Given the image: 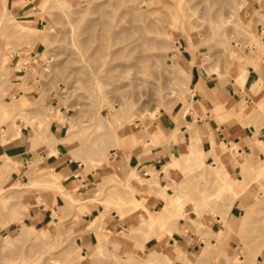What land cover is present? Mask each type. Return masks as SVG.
I'll return each mask as SVG.
<instances>
[{
	"label": "rangeland",
	"instance_id": "1",
	"mask_svg": "<svg viewBox=\"0 0 264 264\" xmlns=\"http://www.w3.org/2000/svg\"><path fill=\"white\" fill-rule=\"evenodd\" d=\"M140 1L19 0L13 5L17 9L6 6V17L0 23V104H5L1 113L7 115L11 126H15V120L34 118L37 123L30 126L45 145H49L51 125L60 127L59 133L64 137L60 148L65 158L79 166L82 178L88 177L86 187L78 193L87 192L89 197L75 198L76 195L68 193L69 189L60 186L58 177L45 163L40 164L39 159L31 162L27 180L0 187V264H190L178 244L168 241L177 232L178 224L190 223L205 244L203 249L215 250L217 246L202 236L208 231L205 217L220 216L224 227L233 201L247 187L253 190L251 201L241 209L242 218H231L229 232L236 239L225 251L229 255L225 260L228 264H254L257 256L264 257V143L258 141L259 128L256 127L251 140L255 146L252 152L260 158L254 164L240 165L231 158L239 167L238 176L227 174L225 161L231 159L225 157L231 153L226 146L218 158L205 161L203 157L204 162L192 169L184 168L189 157L182 154L180 161L176 159L177 167H169L181 176L177 184L165 178V185L160 186L155 172L152 179L143 182L135 172L124 169L139 147H146L147 143L162 147L164 136L157 127L161 118H170L182 105L179 117L184 108L191 110L192 73L203 75L208 83H219L234 92L243 91L246 68L252 67L250 60L255 62L258 53L264 55V0ZM237 2L243 3L240 14L231 9ZM188 4L195 5L188 9ZM216 18L225 19L222 27L213 26ZM17 23L31 26L17 28ZM106 23L111 36L124 34L110 43L112 52L126 49L113 62L115 66L134 64L141 51L153 53L158 59L140 62L137 75L120 68L121 73L117 70L105 78L102 76L97 89L95 79L87 73L97 62L92 59H99L93 54L98 46L96 37ZM137 29L143 30L145 37L155 44L142 49ZM224 33L230 37L223 38ZM175 64L188 65L185 75L173 73ZM240 68L243 70L238 74ZM15 70L23 71L19 74L18 88L24 97L19 100L6 94ZM262 86L264 82L258 79L250 84V89L254 93ZM30 89L37 94L30 95ZM10 101L11 105L6 104ZM108 112L111 116L124 113L127 118L116 127V138L105 141V147L91 153L90 148L108 136ZM248 112L250 121L264 128V120L260 122L257 116L264 113V108L251 105ZM170 140L176 142L175 137ZM197 148L202 150L201 141ZM165 166L161 169L164 173L169 169ZM144 194L160 198L163 207H159L157 214L138 215L121 234V238L135 242L137 251L126 249L123 240L109 238L111 232L101 230L99 223L94 229L89 225L87 228L92 229L89 231L79 228L78 217L89 213L87 204L95 203L104 216L114 211L119 217L133 219L145 210ZM35 198L36 211L37 205L48 207L51 198L59 199L51 227L30 229L36 220L30 222L32 210L28 201ZM83 201L86 202L80 203ZM80 233L101 235L93 246L82 248L77 239ZM163 235L168 238L161 241V248L141 249L142 242ZM195 244L189 243L190 247Z\"/></svg>",
	"mask_w": 264,
	"mask_h": 264
},
{
	"label": "crops",
	"instance_id": "2",
	"mask_svg": "<svg viewBox=\"0 0 264 264\" xmlns=\"http://www.w3.org/2000/svg\"><path fill=\"white\" fill-rule=\"evenodd\" d=\"M18 2L19 0H6V6H12L13 8L17 6L13 5ZM255 64V69L251 66L246 68V85L242 88L243 91L238 92L227 89L219 83H208L203 75L192 73L189 87L193 93L190 100L192 103L190 112L185 117H179V112L184 106L182 105L178 112L171 115L170 118H161L157 127L164 136L162 147H151L150 143H147L146 147H139L129 157L124 169L130 170L131 173L135 172L143 182L152 179L151 174L155 172L158 173L159 179L157 180L160 186L165 185V178L177 184L181 180V176L176 169L169 168L166 173L162 172L161 169L170 162L171 155L179 161L182 159V154H185L187 151V145L192 132H195L201 139V149L204 153L205 161H212L213 144L216 147L224 144L227 148H231L232 146L237 147L236 156L233 157L234 149L231 156L225 157L226 159L232 158L238 165L244 162L254 164L260 156L252 152L255 146L251 140V135H253L256 127L259 128L258 141L264 143V128L250 121L249 117L251 113L248 112V109H250L251 105L257 104L259 109L264 108V86L253 93L251 91L252 87L250 89V84L258 79L264 82V55L260 53L256 54ZM22 72V70H15L14 73H11L10 84L6 90V94L12 96V99L15 100L24 97L23 92L18 88L19 83H21L19 79L21 76L19 74H22ZM35 88L38 89V86H35ZM32 94H37L34 92V89H30V95ZM6 99L3 98V100ZM10 103L11 101L6 104L11 105ZM4 105L0 104V187L11 186L20 181L27 180L28 165L39 159L41 160L40 164L45 163L47 169L51 170V173L58 177L60 186L69 189L68 193H72L73 196L76 195L75 198L80 197L83 199L84 196L87 197V192L78 193V191L80 188L86 187V179L88 177L86 179L82 178L80 171H78L79 166L75 167L70 160L65 158V154H63L60 148L61 140L64 139L59 133L60 127L54 124L51 125V137H48L47 140V144L49 145H45L42 140L35 137V132L30 126L37 123L34 118L26 117L27 119L24 118V120H15V126H11V123L6 120L7 115H2L1 113ZM217 109H221L222 111L217 112ZM258 116L260 122L264 120V113ZM172 135L176 138L175 143L169 140V137ZM117 158V156L114 157L115 162H117ZM232 159L225 161L227 174L229 176H238L239 167L237 163H232ZM143 185L141 184L140 186ZM140 189H143V191L147 190L145 187H141ZM251 191H253L252 187H247L233 201L225 217L226 222L224 227L220 216L211 217V215H208L205 217L204 222L207 225L208 231L203 233L202 236L207 238L211 245L217 246L215 250L202 254V248L205 247V244L203 241H200L195 228L187 222L178 224L177 232H174L171 239L165 235L159 238L160 240L151 237L146 242H142L141 249L161 248L163 245H159L161 241L168 238L169 243L178 244L181 248V254L189 259L190 264H228L225 257L228 258L229 255L226 253L231 246L230 242L236 239L229 232V224L231 218L233 220L242 218L241 209L249 205ZM144 195L145 210L140 211L133 219L119 217L114 211H111L109 216H104L95 203L87 204L86 208L89 210V213L78 217L81 219L79 228L84 231L92 230L95 227L92 229H88L87 227L97 221L95 226L99 223L101 230L111 232L109 238L123 240L122 244L126 249L135 251V242L121 238V234H124L123 232L127 230V225L132 220L138 219V215L145 217L147 213L157 214L158 209H160L159 207H163V202L160 198L152 197L149 194ZM49 197L50 195L47 196L48 199ZM35 200L37 199H30L28 201L30 204L29 208L32 210L29 212L30 222L32 223L31 220H36L30 227L35 226L40 229L51 227L50 223L56 220V217L52 216L57 214L55 204L58 205L59 199L51 198L50 202L52 204H49L48 207H45L42 203L37 205V211L34 207ZM84 202L86 201L80 203L84 204ZM186 229L189 230L188 235L186 234ZM221 231L222 236L218 237ZM99 235L101 234L95 235V237L92 233L88 235L80 233V237L77 239L82 248H88L93 246V241L96 240L98 242ZM190 242L196 244L190 247ZM137 244L139 245V243ZM225 251L227 252L225 253ZM254 264H264V257L257 256L256 263Z\"/></svg>",
	"mask_w": 264,
	"mask_h": 264
},
{
	"label": "bare ground",
	"instance_id": "3",
	"mask_svg": "<svg viewBox=\"0 0 264 264\" xmlns=\"http://www.w3.org/2000/svg\"><path fill=\"white\" fill-rule=\"evenodd\" d=\"M141 2H143L142 0L140 1V3ZM171 2V1H170ZM223 3V2H222ZM0 4H1V9H0V11H1V13L2 14H0V23L4 20V18L6 17V15H5V12L7 11V9H6V0H0ZM225 4V3H224ZM140 5V4H139ZM138 5V6H139ZM155 5V4H154ZM195 5V4H194ZM194 5H192V6H189V4H188V6H186V7H188V9L189 8H191V7H194ZM176 6V8H177V10H178V8H179V5H175ZM182 9V8H181ZM231 9L232 10H234L235 11V14L236 13H242V9H243V3H239V2H237V3H235V4H232L231 5ZM183 10V9H182ZM226 15V14H225ZM233 15V14H232ZM147 17V16H146ZM234 17V16H233ZM13 18V17H12ZM181 21V20H180ZM182 23H184V21L182 22ZM209 23V22H208ZM225 23V19H222V18H216V20H214V22H213V26L214 27H218V28H220V27H222V24H224ZM185 24V23H184ZM30 26L31 25H29V24H20V23H17V25H16V27L17 28H19V27H21V28H25V29H29L30 28ZM102 28H101V30H100V32H99V34L97 35V42H98V46H97V48H96V50L94 51V56L96 57V56H99V59H92L93 61H97L96 62V64L94 65L95 67L93 68V65H92V69H91V71L90 72H88L87 73V76H89V78L90 77H92V78H94L95 79V81L97 82H94L96 85H95V87L97 88V89H99V87H100V85H99V83H100V81H102L103 80V77L105 78L108 74H110L111 72H117V70H119L120 68H121V70H122V72H126V71H129V70H131V71H135V73L136 74H134V75H137L138 74V72H140L139 71V67H138V65H139V63L140 62H144V61H148L149 59H158V57H156L155 55H153V53H151V54H143V51H141V55H140V51L138 50V48H137V46L135 47V49H137L138 50V55H140V56H138L137 57V59H136V62L134 63V64H131V65H123V66H115L114 64H113V62L114 61H116L117 59H119L120 58V56L121 55H123L124 54V52L126 51V49L125 48H121V49H118L117 51H111V48H112V44H110L111 43V41L112 40H118V39H120V36H122V35H124L123 34V32H121V34L120 33H114V35L113 36H111L110 35V33H109V29H111L110 28V26H109V24H107L106 23V25H102L101 26ZM211 27V26H210ZM236 27V26H235ZM20 28V29H21ZM20 29H18V31L20 30ZM147 29H150V28H147ZM184 29V28H183ZM132 31V30H131ZM217 31V30H216ZM130 32V31H129ZM137 32L139 33V37L142 39V43H141V45H140V47H142V49H144L145 48V46L146 45H150L151 44V46L152 45H154L155 43H153V41H152V39H147V37H145V34H144V32H143V30H140V29H137ZM125 33V32H124ZM132 33V32H131ZM211 33V32H210ZM217 34V33H216ZM223 38L224 37H230V35L228 34V33H224L223 35ZM95 38V39H96ZM89 39H91V38H89ZM115 44V43H114ZM139 46V45H138ZM159 46V45H158ZM157 46V47H158ZM148 48H149V46H148ZM146 51V50H145ZM173 56H176V55H173ZM92 58H93V56H92ZM180 58V57H179ZM247 59V58H246ZM251 59H254V58H251ZM163 60V59H162ZM175 60V59H174ZM181 60V59H180ZM92 61V62H93ZM152 61V60H151ZM160 61V60H159ZM182 61V60H181ZM251 62H250V64L252 65V67L255 69L256 68V64H255V62L254 61H252V60H250ZM177 62V61H176ZM175 62V63H176ZM177 65H180V64H178L177 63ZM176 64H175V66H176V68L177 67H179V68H174V67H172V69H173V73H176V75H178V74H184L185 75V68H187V66L185 67V66H177ZM191 68V67H190ZM190 68H188V69H190ZM175 70H177V71H175ZM243 69H239V71H238V74H240L241 73V71H242ZM120 71V70H119ZM118 71V72H119ZM187 71V70H186ZM165 72V71H164ZM188 72V71H187ZM120 73H121V71H120ZM119 73V74H120ZM190 74V73H189ZM103 76V77H102ZM119 77H120V75H118ZM188 78H189V76H188ZM102 79V80H101ZM116 79H117V77H116ZM115 79V80H116ZM120 79V78H119ZM117 81V80H116ZM91 83H92V81H91ZM86 84H89V80H88V82H86ZM98 85V86H97ZM94 86V85H93ZM121 88V87H120ZM120 88H116V90H120ZM95 89V88H94ZM122 89V88H121ZM101 101L102 102H104L105 101V99L104 98H101ZM101 101H99V102H101ZM105 103V102H104ZM106 105H107V107H108V110L111 108L110 107V102H107L106 103ZM190 112V109L188 108V107H186V108H184L183 110H182V112H181V114H180V117L182 118V117H185L188 113ZM110 114H111V112H110ZM109 114V112H108V115L110 116V119L108 120V122L106 123L107 124V126H108V128H109V130H108V136H107V138L104 140V139H102V140H104V141H101L100 140V142H98V143H96V144H94L91 148H90V152L91 153H93V152H95V151H97L98 150V148H102V146L103 147H105V144L106 143H104L105 141L106 142H110V141H112V139H113V137L114 138H116L117 137V131L115 130L116 129V127H117V129H118V127L122 124L121 123V121L120 120H122V119H125L126 120V116H125V114L124 113H122V114H120V115H118L117 116V113L115 114V116H111ZM258 116V115H257ZM256 116V117H257ZM245 121V120H244ZM123 122V121H122ZM173 133V132H172ZM172 137H174V135H172V136H170L169 137V140L172 138ZM201 141V139L196 135V133H193L192 134V136L190 137V139H189V142H188V145H187V151H186V154H187V156L189 157L187 160H185V165H183L184 166V168H191L192 169V167H195V166H198V165H200L201 163H202V161H203V157H204V153H203V151L202 150H198V148H197V144L199 143ZM224 144H221L219 147H216L214 144H213V147H212V158L214 157V158H218V156L221 154V152H223L224 151ZM235 149V147L234 146H232L231 148H229V151H230V153H232L233 152V150ZM225 150H226V148H225ZM262 153H264V152H262ZM186 154H185V156H186ZM204 162V161H203ZM187 163V164H186ZM169 167H173V168H176L177 167V160H176V158L173 156V155H171V160H170V162L169 163H167L166 164V166H165V168H169ZM55 177V176H54ZM164 192V191H163ZM171 198H173L174 200H176V199H178V197L177 196H173V197H171ZM257 199V198H256ZM138 203H139V201H138ZM140 204V203H139ZM139 207H140V205H138ZM166 209V208H165ZM168 209V208H167ZM168 211H169V209H168ZM96 223H97V221H95L94 223H92L90 226H91V228L93 227H95V225H96ZM54 224V223H53ZM90 226L88 227V228H90ZM30 229H32V227H30ZM100 245H102V243L100 244ZM112 245V244H111ZM103 246V245H102ZM213 246V245H212ZM210 249V248H209ZM208 248H206V249H203L202 248V254H205V253H208ZM82 256H84V255H82ZM148 257V256H147ZM163 257H165V255H163ZM155 258V257H154ZM156 261V260H155ZM55 263V262H54ZM158 264H160V263H158Z\"/></svg>",
	"mask_w": 264,
	"mask_h": 264
}]
</instances>
